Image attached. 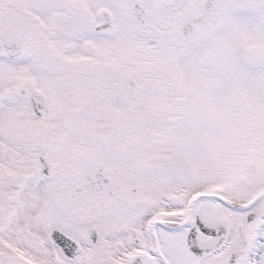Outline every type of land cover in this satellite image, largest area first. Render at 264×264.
Returning a JSON list of instances; mask_svg holds the SVG:
<instances>
[{
  "label": "snow or ice",
  "instance_id": "obj_1",
  "mask_svg": "<svg viewBox=\"0 0 264 264\" xmlns=\"http://www.w3.org/2000/svg\"><path fill=\"white\" fill-rule=\"evenodd\" d=\"M0 264H264V0H0Z\"/></svg>",
  "mask_w": 264,
  "mask_h": 264
}]
</instances>
